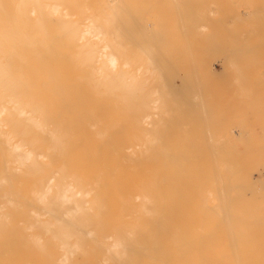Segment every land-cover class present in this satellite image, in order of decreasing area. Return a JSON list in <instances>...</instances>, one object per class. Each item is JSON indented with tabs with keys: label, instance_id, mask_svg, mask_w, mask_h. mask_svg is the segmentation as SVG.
<instances>
[{
	"label": "bare ground",
	"instance_id": "1",
	"mask_svg": "<svg viewBox=\"0 0 264 264\" xmlns=\"http://www.w3.org/2000/svg\"><path fill=\"white\" fill-rule=\"evenodd\" d=\"M149 1L152 8L150 9V5H146L148 8L145 9L144 6L142 11V8L140 9L138 5L142 2L134 4L136 0L134 2L131 0L129 4H137L142 11L136 10L135 12L133 5L134 11L129 9L130 6L126 0H0V264H144L146 263L145 260L162 264V258L166 254L163 255L164 252H161V250L168 245L167 241L170 242V237L174 238L175 235L173 236V234L177 233L170 232L171 225H168V223L171 222L167 220H171V214H174L179 209H176L177 206L182 203L176 205L178 202L175 204V200L172 199L175 196L172 194L169 197L174 202L169 197H167L169 199H166L160 193V187L163 190L173 188L172 182L175 183L177 178H203V180L207 178H214V180H216L215 178H221V180H223L222 178H253L249 172H242L238 168H234V165L238 164L239 161L236 158L237 163H235L232 158L233 165L231 164L232 160H229L231 155L229 156V152H226L229 149H227L229 140L227 142L222 134L220 137L214 134L215 129L224 124L220 125L218 122L220 126L217 125L214 132L210 130V127H208V131H210L209 135L213 132L211 136L215 135L212 136L214 140L223 138H221L220 143H218L219 140H216L211 144L215 145L217 142L219 149L226 147L225 151L221 150V154H223L222 151L227 153L229 159L224 156L227 160L221 156L220 150L218 153L220 155L213 156L214 150L218 151L215 147L217 145L209 147L214 153L206 160H204L206 157L205 149L201 147L190 145L174 147L171 145L175 141V139L170 138L171 131L174 128L169 130L170 125L169 128H166L165 122L169 120L166 121L165 119L168 112H179L178 105H174L178 101V97L181 98L179 95L180 90H190V88L183 84L181 79L183 85L179 87V84H177L179 89L174 83V77L177 76L174 69L178 60H170L163 53V47L167 45L165 43L167 39L166 32L162 31V25L164 24L161 25L159 22L162 27L161 30H158L157 26L153 27L151 21H147L146 18L143 21V17L140 16L141 14L142 16L146 14L148 16L150 12L154 11L153 2ZM143 3L141 6L144 5ZM207 3L209 4V2ZM212 3L214 8L219 7L218 3L216 5L215 2L211 1L210 4ZM182 4L184 3L177 0L176 5L179 10ZM223 4L220 6L223 7ZM170 5L172 6V4ZM202 6H204V3ZM205 6L213 14L214 11H211L213 6H211V10L209 9L210 6L206 4ZM205 6L204 9L207 10ZM236 6L239 8L238 4ZM260 6L257 8L258 10L253 8L254 12H260ZM148 9L150 12H147ZM197 9L200 8L197 7ZM221 9H219L221 12L218 11V15L222 13L223 9ZM155 11L158 12V10ZM183 11L182 9L179 12L184 13L186 10ZM136 13H138V17L134 16ZM229 14L228 11L225 16ZM233 14H230V16L237 18L236 14H234L235 17ZM189 15V20L195 22L198 21L197 17H200V15L197 16L195 9H190ZM208 15L210 16V14ZM256 16L259 18L260 15L257 14ZM213 17H215V14ZM260 17L262 18V16ZM221 18H219L221 21L226 19L229 25L236 21H233L230 17L232 22H228V16L223 17L225 19ZM155 21L159 25L156 17ZM211 21L207 23L209 24ZM197 25L202 29L207 26L202 23ZM229 25L225 28L227 29ZM231 32H234V30ZM214 33L215 37L213 39H216L217 32L215 31L212 34ZM218 33L222 34L220 31ZM180 34L178 35L180 36ZM174 35L177 34L174 33ZM191 35L193 36V34ZM194 35L199 36L197 33ZM195 36L193 37L196 38ZM168 38L170 40V37ZM199 38H197V41ZM186 39L189 40V36ZM215 39L214 41L217 40V43L221 41ZM169 40L167 39L168 42ZM190 40L192 41V39ZM194 42L192 41V43ZM236 44L238 45V43ZM174 45L170 46L172 50L179 51V47H174ZM219 45L222 46L221 42ZM183 46L181 45V47ZM191 46L192 44L188 45L189 49ZM211 46L214 50L215 44ZM232 46L234 48V45H231V48ZM188 47L183 51L186 52ZM204 48L203 53L205 54L208 50ZM191 50L193 51V47ZM192 51L190 57L193 54ZM216 51L214 54L219 53L218 50ZM226 51L227 49L224 50V53ZM234 51L233 54L238 53H236L237 49ZM238 51L243 50L239 49ZM194 53L196 55L200 52ZM208 53H211V51ZM187 54L189 62L191 58H189V53ZM231 54L230 56L233 55ZM183 57L186 58V56ZM183 57H180V60H183ZM201 58L202 56L200 61ZM209 58L211 56H208ZM226 59L229 60V58ZM194 60L192 62L196 65L197 62L200 63L198 59V61L195 60L196 62ZM233 61L238 63V58ZM233 61L231 64L238 65H235ZM185 63L187 62L185 61ZM182 65L184 66V64ZM182 65L180 64L178 67L181 68ZM190 65L188 64L187 68ZM201 65L203 64H199L200 71L197 70L199 66H195L196 69L192 66L189 69L190 73H193V67L198 74L201 73V70H209V66L204 70L201 69ZM180 68L178 69L182 70L181 72H189L188 69L185 70L186 66L183 67L184 69ZM210 68L213 73L212 69L214 68L212 66ZM235 68V72L239 70L237 73H240V77L237 73L238 77H234H237L240 81H236L237 78L234 79V77L233 80L241 82L242 71H240V67L237 69L236 66ZM228 70L231 69L228 68ZM80 71L83 72V75L79 77L78 73ZM199 75L203 76L202 74ZM191 76L195 78L194 74ZM211 76L213 77V74ZM212 77L209 82L207 81L209 79L205 77L207 80L205 79L203 83H200L202 77L199 86L210 85L214 81H212ZM185 78L187 79V76L183 79L186 80ZM176 79L179 80L177 77ZM242 80L244 81V79ZM192 81L189 80L190 83ZM205 81L207 83H204ZM185 82L188 84V81ZM214 82H217V80ZM190 85L192 89L194 82ZM195 86L198 85L195 84ZM183 87L185 88L183 89ZM195 89L197 88L192 90ZM196 91L198 93V90ZM190 93L191 95L186 97L193 100L196 94L193 95L194 92L192 94V91ZM206 93L205 95L208 94ZM246 93L244 95H248L249 92ZM207 96H211V94ZM187 98L184 97V99ZM198 98L196 99L200 100ZM203 98L208 99L205 96L202 97L203 107H206L207 112L212 114L213 112L209 111L212 102L209 105L204 104L205 100ZM220 98L222 100L221 96ZM209 99L211 98L209 97ZM224 101L223 103H225ZM214 102L210 110H213ZM256 102L258 103V100ZM245 103L241 105V108L244 107L243 110L246 108ZM190 104L191 102L187 105L190 106ZM238 104L240 103L238 102ZM251 104H253L252 101ZM187 105H184L186 111L190 108H187ZM196 105L199 106V103ZM184 106L182 110H185ZM207 106L210 107L207 108ZM238 106L240 107V105ZM248 108L250 107L248 106ZM156 111H159V114ZM207 112L203 115H206ZM248 112L249 110L247 114ZM177 113V116H182L181 113H178L179 115ZM194 113L196 112H193V115H195ZM245 113L243 112V114ZM253 113L255 114V112ZM249 115L252 116V113ZM169 117V123L171 124L173 119L172 116ZM209 118L204 119L203 117V120ZM231 119L233 118L231 117ZM193 121H191L192 125ZM212 121L214 120H210V123ZM226 121L224 120L223 123ZM233 124L236 123L233 122ZM208 125H210L209 122ZM247 125L249 126V124ZM229 128L227 129L229 130ZM195 132L191 131V133L197 134L196 136H200ZM196 136L193 135L194 138ZM205 137L203 142H205ZM199 141L205 146V143L201 142L200 139ZM207 141L209 143V140ZM212 141L211 139L210 142ZM222 141H224V145ZM219 144H222V147H219ZM216 156H218V159ZM198 158L199 161H194ZM255 163L257 162L255 161ZM239 164L238 167L241 165ZM127 179H134L132 182L152 179L153 183L150 186L136 182L131 185L122 184V182H120L121 184L116 183L119 181L128 182ZM160 181L165 184L160 185ZM175 185L174 192H176V189L184 190V187H177V183ZM178 191L181 192L179 196L182 197V191ZM158 192L161 197L167 200V203L169 200L175 205L171 206L168 203V206H165L166 204L162 203V199L160 201ZM163 193L165 192L163 191ZM132 194L135 198H138V204H133V201L129 198ZM112 195V199L115 198V200H111ZM178 198L180 199V197ZM182 198L179 201H182ZM134 202H136L135 199ZM176 226L179 225L175 224ZM171 228L173 229L174 225ZM181 228L179 232L182 230ZM180 235L183 236L184 234ZM174 239H176V236ZM164 241L167 243L164 244ZM174 243L175 241L173 245ZM191 243L189 244L190 247ZM152 244L161 247V249L152 248ZM158 253L160 256L155 257ZM176 257L173 258L175 260L173 263L178 261L176 264H179L180 257ZM182 260L184 259L182 258ZM199 261L201 262V260ZM164 264H167V262Z\"/></svg>",
	"mask_w": 264,
	"mask_h": 264
},
{
	"label": "rangeland",
	"instance_id": "2",
	"mask_svg": "<svg viewBox=\"0 0 264 264\" xmlns=\"http://www.w3.org/2000/svg\"><path fill=\"white\" fill-rule=\"evenodd\" d=\"M90 1H93V0H90ZM126 1L128 4H129V2H131V0L129 2H128V0H126ZM132 1L134 2L135 0H132ZM147 1H149V0H145V1L144 0L143 1L142 0H140V1L136 0V2H134V4L137 2H139V3L145 2V3H143L144 4L143 6H141L142 3L141 4L137 3L139 5L140 9L142 8L141 10L143 11V7L145 6V9H146V7L148 8L149 5H150V9H151L152 7L150 4V1L149 2H147ZM185 1L186 0H181V1L178 0V2L185 4V5L182 4L181 7H179L180 10H182V9L184 11L186 10L185 12L183 11L184 13H180L179 12L180 10L178 9V6L176 5L177 0L176 1L175 0H151V3L153 2L152 5L155 7V9H154V11L151 10L153 13L150 12L149 9L147 10V12H150L149 14H151L152 17L149 14H148V16H147V14L145 16H142V14L140 13L142 11L138 8L137 4L136 5H133L132 3L129 4L130 8L128 6V8L130 10L134 11V9H135V12H136V10H139L140 12H138V13H140L141 14L140 16L143 17L142 20L145 21L146 19H148L147 21H151L153 27L157 26L158 30L159 29L161 30V27L163 26L162 31L166 32L165 33L166 35L164 34V32H163V34L165 36H167L168 40H169L168 37H170V40H171V42L169 40L170 43L167 41V39H166L167 42L164 40L165 43H167V45L163 47V49H164L163 53H165V56L170 60L175 59L176 61L178 60L179 62L180 61L184 62V63L183 62L179 63L178 61H177L178 63L176 62V66H175L176 70L174 69V71H175V74L177 76L174 77V83L176 85L179 84V87H180V85L182 87V85L185 84L190 88V90L188 88H187L188 90H185L184 88L187 86L184 85L185 87H183V89L186 92V94L183 90H180L181 92L179 93V95L181 98L178 97V101L175 102L176 104L174 105V106L178 105V108L181 111L180 110H179V112L173 111L174 114L172 111L168 112V115L165 119L166 121L169 120L168 122H165L166 128H169L168 127L169 125L171 127L169 130H172V128H174L171 131L174 134L171 133L170 134L171 136L169 135L171 139H173V140L175 139V141L172 142L171 145H173L174 147H185L188 145L194 146V147H201V148L205 149L204 153H205L206 157L204 160H206V159L210 158L211 154L214 153V151H215V153L213 154V156L215 157V155H217L219 153V150H220V154H221V150H223V151L226 150L225 146H224L225 150L223 148L219 149L217 142L215 143V145H217V146L211 144V143H214L216 140H219L218 143H220L222 137L220 139L216 138V137H218V136L220 137L222 134L223 138L226 141L229 140V142L227 141L228 143L225 141L229 147L226 144L225 145L227 146V149L229 148L228 149L229 151L226 150V152L227 153L229 152L228 155L229 156L231 155V157H230L231 159H229L227 157V153H225L223 151H222V153L225 155L221 154V156H223V158L225 156L230 161L233 158L235 163H237L236 161L238 160L241 164L240 165L238 162V164L240 165L239 167H238V164L234 165L232 163L233 160L231 161V164L234 165V168H238L242 172H249L253 178H249V179L248 178L247 179L246 178H237V179L236 178L235 179L234 178H230V179L229 178H222L223 180H221V178L220 179L215 178L216 180L218 179L219 181L214 180V178H211V179L205 178L207 181L203 180V178H184V179L183 178L182 179L177 178V181L175 183L172 182L173 188L174 187L176 188V185H175L176 183H177V187H179V186H180V188L184 187L183 191H182V189H178V190L182 191V193H183L182 197H184V198L179 196V195H181L180 194L181 192L178 191L177 189H176V192H178V193L174 192L175 188L173 189L172 187H170L168 189L166 188L165 190H163V188L160 187L161 188L160 193L162 194V196L166 197V199H169L170 194H172L173 196H175V198L172 197V199L175 200V204L178 202L176 205H178L179 203H182L181 205H178L176 208V209H178V208L179 209L176 210V212H174V214H171V216H170L171 220H167L168 222L169 221L171 222V223H168V225L170 224L171 227H172V225H174V228H173L174 230L170 227L171 231L170 230L169 231L170 232L174 231L177 233L175 234L174 232H172V233H174L173 236L174 235L176 236V239H174L175 236H174V238L171 236L170 237L171 240L167 239V240H170L171 243L166 240L168 242V243L166 242L168 245L164 246L165 248L163 247L164 250L163 249L161 250V252H164L163 255H165V254L168 255V257H166V255H165L164 258H162V264H164L165 262H167V264H176L178 261L173 263V261H175L173 258L176 256L180 257L179 258V260H180L179 264H194V263L195 264H264V171H263L264 170V108H263L264 107V7H263L264 0H203L204 2L203 1L201 2V0L200 1L199 0H190V1H186V2ZM211 1L215 2L216 5L219 4V7L216 6L218 10L215 9L216 7L214 8L213 3L210 4ZM207 2H209V4ZM240 2L242 3V5ZM186 3H188V4H186ZM203 3H204V6H205V4L207 6H210V8H209L210 10H211V6H213L212 7L213 9L211 11H214L215 13L213 12V14H212V12H210L206 6L205 7L207 8L208 11L206 9H204V6H202ZM223 3H225V4H223ZM248 3H250V4H248ZM170 4H172V6ZM221 4H223L224 6L223 7L220 6ZM228 4H229V6H228ZM237 4H238L239 8L236 6ZM132 5H133L134 9L132 8ZM146 5H148V6H146ZM155 5H157V6H155ZM165 5H167V6H165ZM257 5L258 6L261 5L259 7V8H261V9H259V11L261 10L260 12H258V11L254 12V10H256L258 8ZM182 6H184V7L182 8ZM201 6L203 7V9ZM197 7L200 9H197ZM235 7H237V9H235ZM170 8H171V10H170ZM220 8L223 9V10L221 9L222 13H219L221 16L218 15V11L221 12L219 10ZM230 8L235 12H233ZM253 8H254V10H253ZM162 9H164V10H162ZM175 9H176V11H175ZM190 9L191 10L195 9L197 12V16L200 15L201 19L198 16L197 22H195L194 20L190 21L189 20V17H190L189 10ZM155 10H158L159 14H157L158 12ZM202 10H203V13H202ZM251 10H253V11H251ZM204 11L206 12V14ZM228 11L230 14H233V13L236 14V17H237V18H232L233 17L232 15L231 16H230V14L227 15L228 18L231 17L233 19V21L236 20L235 22H233V24L230 23V25H229V23L227 24L226 19H225L227 17L225 15L228 14ZM73 12L75 13L76 11H73ZM145 12H143V13L145 14ZM164 12H165V14H164ZM207 12H208V14H210V16L207 14ZM216 12H217V15H216ZM245 12H246V15H245ZM138 13H136V15L134 14V16L138 17ZM160 13H162V14H160ZM154 14L155 15L157 14V15L155 16ZM214 14H215V17H213ZM257 14L262 16L263 19L260 16L258 18L256 16ZM222 16L225 18H223ZM33 17H35V15H33ZM150 17L152 18L151 20L149 19ZM155 17H156V20L158 21V23L160 22L161 25L162 24H164V25L161 26L160 23L158 25L157 22L155 21ZM221 17L225 20L221 21L219 19ZM234 17H235V15H234ZM144 18H146V19H144ZM203 18H205V20H203ZM213 18H214V20H213ZM228 18H227V20H229L228 22H232V19L231 18L228 19ZM175 21H176V23H175ZM179 21H180V23H179ZM209 21H211V22L208 24L207 22H209ZM224 21L226 22V24ZM198 23H202L203 25H207V26H205V28L202 29V28L198 27V25H197ZM172 24H174V25H172ZM178 24H179V26H178ZM224 24H225V27L227 25H229V26L232 25V27L229 28V26H228L226 29L223 26ZM174 26H176V27H174ZM150 27H152V26H150ZM223 27L225 28L226 31L224 30ZM172 28H174V29H172ZM229 29L231 31L234 30V32L228 31ZM215 31L217 32V35H218V36L216 35V39H218L219 41L221 40L220 42H221L222 46L219 45L220 44L219 41H218L219 43H217V40L214 38L216 40V41H214V39H213V37H215V33L214 34H212V33ZM218 31L222 32V34L221 33L219 34ZM182 32H183V34H182ZM174 33L177 35L180 34V36L174 35ZM196 33L199 34V36L197 35L198 37L194 35ZM209 33L211 34V36ZM191 34H193V36H195L196 38H194ZM200 35H201V37H200ZM207 35H209L210 37ZM188 36H189V40L192 39L193 42H194V39L196 40L194 42L195 44L192 43L191 40L189 41L186 39V38H188ZM203 36H205V37H203ZM171 37H173V38H171ZM182 38H183V40H182ZM184 38H185V40H184ZM197 38H199L198 41H197ZM210 38H212L213 40ZM164 39H165V37H164ZM186 41H189L192 44L191 48L193 47V51L192 50L191 51L193 52L194 55H195L194 52H198V51L200 52L199 54L196 53V55L198 54L197 57H196V55L194 57V55L192 54V56L194 58H197L200 61V57L202 56V58H203L205 56L203 59L201 58V61L203 60V62H201V61H200V63L197 62V65L192 62L194 60V58L192 56L190 57V55H191L190 49L191 48L189 49V47H188V45H191V44H188L189 42L187 43ZM182 42H183V44H186L188 47L186 52H184L183 49H186L187 47L185 48L186 45L183 46ZM235 42L238 43V45ZM175 43L176 44L179 43L180 45L179 44L174 45ZM209 44H210V46H209ZM212 44H215V49H214L215 51L212 50L213 49V46H211ZM223 44H224V46H223ZM226 44L228 47L225 46ZM173 45H174V47L178 46L180 50L178 48L177 49L179 51L172 50V47H170V46H173ZM181 45L183 47H181ZM198 45L202 46V47L200 46L201 49ZM206 45H208L209 47L207 46V48H206ZM231 45H234V48H236L238 46H240V47L236 48L237 49V51H236V49H234L233 46L231 48ZM210 47H211V49H210ZM203 48L208 50V51L206 50L207 54L205 53L207 55V57L203 53ZM174 49H176V48H174ZM194 49H196V50L200 49L201 51L200 50L196 51ZM226 49H227L226 52H228V53L225 52L226 53L225 54L224 50H226ZM231 49H234L236 51V53L237 52L238 53L233 54L234 50L232 51ZM239 49L240 50L242 49L243 51H238ZM181 50L183 53L180 52ZM216 50H218L219 53L214 54V52H217ZM209 51H211V53H208ZM212 51H214V52H212ZM230 51L233 55L231 53H229ZM204 52H205V50H204ZM239 52H240V54H239ZM187 53H189V58H191L189 61L190 63L188 62L189 59L187 58V56H188ZM230 54L232 56H230ZM199 55H201V56L199 57ZM221 55H224V56H221ZM228 55H229V57H228ZM183 56H186V58ZM208 56L209 57L211 56V58L208 59ZM218 56H219V58H218ZM234 56L236 59L234 58ZM180 57H183V60H180L181 59ZM221 57H223V58H221ZM226 58H229V60ZM237 58H238V63H237V61H233V60H237ZM197 59H195V60H197ZM184 60L187 63H185ZM231 60L233 62H235V65L238 64V65H236L237 69L240 67V71H242L241 72V75H242L241 78L244 79V81L242 79H241V82H235V80H233V77L237 76L236 73L239 70L238 71L236 70L237 72H235L236 66L231 64V62H232ZM220 63H221V66H220ZM177 64L178 65L184 64V66L182 65V67L180 68V67H178ZM188 64L189 65L192 64V65L188 66V68H187ZM199 64H203V65H201V67H202L201 69H204V70H205V68H207V66H209V70H205V71L201 70V73H200L199 72L200 71ZM185 66H186L185 70L191 69L192 66H194V67L199 66V68L197 67V70L199 69V71H198L199 74L203 75L205 73L206 74L209 73L210 75L209 74L206 76L203 75L202 76L203 79H202V77L198 73H196L197 72L195 70L196 67H195V69L193 67V73L192 74L190 73V70H189V72L183 71L184 72L183 73V72H181L182 70L178 69V68L184 69L183 67H185ZM211 66H212V68H214V69H212L213 73L210 70ZM241 67L243 70L241 69ZM228 68L231 70H228ZM206 71H209V72H206ZM186 72L189 74H187ZM179 73H180V75H179ZM214 73L216 76L214 75ZM217 73L219 74V76ZM232 73H233V76H232ZM190 74L191 75L194 74L195 78L192 77ZM211 74H213V77L211 76ZM224 74H226V75H224ZM78 75H79V77L82 76L83 72L80 71L78 73ZM182 75H184V76H182ZM239 75H240V73L238 74V76ZM186 76H187V79L185 78L186 80H184L183 78ZM176 77L179 78V80H177ZM205 77H207L209 80H207ZM211 77L213 78L212 81L217 80V82H214V81L211 82L210 83L211 86L209 84H207L209 86H207V85L206 86L205 85L199 86V84L203 83V80H205V79L209 82L211 80ZM237 77H234V79H236ZM192 78H194L195 80ZM196 78H197V80H196ZM180 79L183 81V84H182ZM190 79L193 80L192 83L194 82V87L193 86L192 87L197 88V89H195V90H192L193 88L191 89L190 84H192V83L189 82ZM200 79H202V81H200ZM237 80L240 81L238 78L236 79V81ZM185 81H188V84L190 83L189 84L190 86ZM197 81H198V83H197ZM199 81H200V83H199ZM204 83H207V82L205 81ZM235 83H237V84H235ZM195 84L198 86L196 87ZM231 84H233V85H231ZM201 86L203 88L204 87L205 88L203 89ZM176 87H178V85ZM179 87H178V89H179ZM212 87L216 91L215 90L213 91ZM201 89L203 92L201 91ZM220 89L222 90V93H221ZM228 89H229V91H228ZM196 90H198V93ZM208 90H211V91L209 92ZM191 91H192V94L194 92L193 95L198 94L199 98H198V95L197 96L195 95L193 100L190 97L187 98L186 96L191 95V93H190ZM205 91H208L207 92L208 94ZM245 91L249 92L248 95H244V93L247 94ZM205 93L207 95L211 94V96L213 98L211 96L205 95ZM240 93L242 94L241 96H240ZM255 93H257V94H255ZM202 94H204V95H202ZM219 94L222 97V100L223 101L225 100L224 101L225 103H223ZM80 95H82V94L80 93ZM238 95H239V97H238ZM249 95H250V97H249ZM183 96L187 99H184ZM204 96L208 98L207 100H205L206 98L205 99L203 98L205 100L204 104L206 103L207 105H209L212 102L211 105L213 106V102L216 101V102H214L215 106L212 108L214 111L210 110L212 106L211 105H210L211 107L209 106L210 107L209 111H211V113L213 112L212 113L213 115L210 114L209 112H207L206 107L204 108L203 103H201L202 97H204ZM191 97H193V96H191ZM195 97L200 99V100H197ZM209 97L211 99H209ZM258 97H259V99H258ZM214 98H215V100H214ZM242 99H244V100H242ZM252 99H255V100H252ZM182 100L185 103H187L188 105L191 102L190 106H188L185 103L183 104ZM218 100H219V102H217ZM257 100H258V103L256 102ZM192 101H193V103H192ZM207 101H208V103H207ZM251 101L253 104H251ZM228 102L231 106L228 104ZM238 102L240 104H238ZM248 102H250V103L246 106V104ZM197 103H199V106L202 109L198 105H196ZM218 103H220L221 105L223 104V105L219 106ZM243 103H245L244 105L247 109L245 108L243 110L244 107L241 108L242 107L241 105H243ZM250 104H251V106H250ZM184 105L185 106L187 105V108L190 107V108H188L189 110L187 109L188 113H187L186 107ZM238 105H240V107ZM253 105L255 108L253 107ZM259 105H260V107L263 108V110H262V108L260 109ZM183 106L185 107V110H182V109H184ZM194 106H195V108H194ZM248 106L251 108V111H250V108H248ZM256 106H258L259 108ZM209 107L207 106V108H209ZM221 108L222 109L225 108V109L222 110ZM234 109H236V110H234ZM231 110H233V111H231ZM248 110H249V112L247 114ZM245 111H246V113H245ZM252 111L255 112V114ZM157 112L159 114V111H156V113ZM175 112L176 113L182 112L181 113L182 116H180V117L177 116ZM193 112H196V113H194L195 115H193ZM205 112H207L206 115H203V114H205ZM243 112L245 114H243ZM250 112L252 113V116L249 115V114H251ZM189 113H190V115L188 116ZM228 113H230V114L227 115ZM209 114H210V116H209ZM183 115H185L186 117H184ZM214 115L217 116L216 117L217 119L215 118ZM169 116H172V119H173V123H171V124L169 123L170 122ZM206 116H208L207 118H209V117H211V118H209L208 120H203V117H204V119H207ZM225 116H226V118H225ZM227 116H229L230 118L228 117V119H227ZM238 116H240V117H238ZM183 117L186 118L187 120L184 119ZM188 117H189V119H188ZM231 117L234 120L231 119ZM218 118H220V119H218ZM193 120L196 121L197 124ZM198 120H200L202 122H199ZM210 120H214V121H212V123H210ZM224 120L225 121L227 120L225 122L226 124L223 123ZM241 120H242V122H241ZM191 121H193V125L195 124L194 126L191 124L192 123ZM186 122H188V123H186ZM189 122L191 125L189 124ZM206 122H207V124H206ZM208 122L211 126L208 125ZM218 122L220 123V125H222V124H224V125L220 126ZM233 122L236 124H233ZM239 122H241V123H239ZM213 123H214V125H213ZM187 124L190 126H188ZM232 124H233V126H231ZM247 124H249V126ZM217 125L220 127L216 128ZM195 126L197 129L195 128ZM244 126L246 128L247 127L248 128L246 129ZM161 127H162V125L160 126V129H161ZM199 127H202V128L200 129ZM208 127H210V130L213 132H214V129L216 128L215 132H214V134L218 135L215 137L216 140H214L213 139L214 137H212V136H215L214 134L211 136V134L213 132L209 135L210 131H208L209 130ZM221 128H222V130H221ZM227 128H229V130ZM234 128H236V129L234 130ZM194 129H196V130H194ZM225 129H227L228 131ZM249 129H250V131H249ZM223 130H225V131H223ZM191 131H193V132L196 131L195 133H198V135H200V136L203 135L202 136L203 138L200 136H196L197 134L191 133ZM200 131H202V132H200ZM204 131H206V132H204ZM201 133H203V134H201ZM205 133H207V134L204 135ZM239 133H240V135H239ZM193 135H195L196 138H194ZM204 137H205V140H204L205 142H203ZM210 137H212V138H210ZM166 138H167V136H166ZM167 139H169V138H167ZM199 139L201 140V142L205 143V146H204V144L200 143ZM211 139L213 140L212 142H210ZM207 140H209V143ZM230 141H231V144H230ZM223 142L224 141H222V143ZM235 144H237V145H235ZM212 145H213V147L215 146L218 151H216V149L214 151L210 150L209 147H211ZM221 145L219 147H222ZM223 145H224V143H223ZM233 147H235V148H233ZM236 147H238V148H236ZM204 153H203V155H204ZM220 154H218V155H220ZM203 155H201V156H203ZM261 157H262V160H261ZM216 158L218 159V156H216ZM236 158H237V160H236ZM227 159H225V160H227ZM194 161H199V158L195 159ZM255 161L257 163H255ZM226 162H228V161H226ZM244 163H245V165H244ZM127 180H128V182L119 181L116 183L121 184L120 182H122V184L126 183V184L131 185L132 183L134 184L136 182V181L132 182L134 179H127ZM141 181L140 182L137 181L136 183H138V184H140V183L144 184L145 183L148 186L152 185V183H153L152 179H143V181L142 182ZM164 184H162L160 181V185H164ZM178 184H180V185H178ZM219 187H220V189H219ZM129 189H131V188H129ZM163 191L165 193H163ZM158 194H159V192H158ZM161 194H159V197H160L159 199H160V201L162 199V203L164 202L166 204L165 205L163 203L165 206H168V203L171 206L175 205V204H173L174 201L171 200V198H170V200L173 202L168 200V203H167V200L164 197H161ZM129 195H131V194L129 193ZM177 195H178V197H180V199L178 197H176ZM132 196H133V199H132ZM132 196H130V197L128 196V197L131 199V201H133V204H138L139 203L138 198H135V196L133 194H132ZM112 197H113V195L111 196V200H113V199L115 200V198L112 199ZM167 197H169V198H167ZM181 198H182V201H179V200H181ZM134 199L136 202H134ZM179 206H182V207H179ZM174 210H175V208H174ZM175 224L179 225V226L181 225V227H182V228L180 227L182 229L181 231L186 236V238H184L185 237L184 235L183 236L180 235V234H182V233H180L181 231L179 232L180 228H179V226H176L179 228V230H178V228L175 227ZM183 228H184V230H183ZM189 236H190V238H189ZM172 239H173V242L175 241L174 245H173ZM191 241H192V243H191ZM166 243L164 241V244H166ZM190 243H191V247L189 246ZM187 246H189V247H187ZM151 247L156 248V249H161V247L155 246L153 244L151 245ZM165 250H166V253H165ZM159 253H160V251H159ZM159 253L156 254L155 257H159L160 256ZM182 258L184 260H182ZM176 260H178V259H176ZM199 260H201V262ZM145 261H146V263H144V264H155L154 261H150V260H145Z\"/></svg>",
	"mask_w": 264,
	"mask_h": 264
}]
</instances>
